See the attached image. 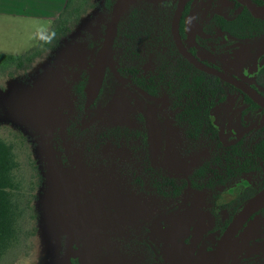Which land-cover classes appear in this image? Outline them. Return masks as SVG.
Masks as SVG:
<instances>
[{
	"label": "flooded vegetation",
	"instance_id": "obj_1",
	"mask_svg": "<svg viewBox=\"0 0 264 264\" xmlns=\"http://www.w3.org/2000/svg\"><path fill=\"white\" fill-rule=\"evenodd\" d=\"M179 1L139 0L147 7L171 8L165 26L168 46H155L150 55L144 48L145 61L136 62L139 64L137 67H141L142 75L150 74L155 91L149 96L132 93L133 83L126 66L129 64L127 56L124 57V63L118 62L115 68L113 62H116V55L113 58L112 54L108 78L115 88L111 86L110 93L105 96L104 106L97 107L96 116L92 109L96 102L88 110L84 104L85 113L81 115V118L86 116L88 122H93L108 111L118 98H134L142 112L140 98L149 97L152 101L150 106L156 110L162 139L158 162L152 158L150 149L147 127L150 106L145 114V122L139 114L138 125L127 120L116 125L122 128L140 126L138 128L146 133V138L135 139L138 168L135 186L141 194L152 199L160 198L167 203L160 210L151 206L148 211L150 214L147 211H143L145 215L137 214L136 223L139 233L145 229L146 236L155 237L157 241L168 239L169 252L147 240L145 235L136 236L138 233L129 228H125L122 233L121 241L126 250L132 247L133 253V247L141 246L147 255L146 260H142L135 248V264H212L217 244L229 223L239 213L235 214L240 203L245 201L242 208L264 188V107L233 84L200 70L180 53L173 34V19ZM247 3L256 8L264 7V0H247ZM160 18L136 16L134 19H142L145 23L154 20L157 29V20ZM179 33L186 49L201 63L235 77L264 96V13L253 14L241 0H187ZM116 41L117 37L113 53L120 49L116 47ZM53 48L52 45L44 47L46 50ZM121 50L125 52L126 48ZM94 53L93 44L82 49L73 48L68 53V59L74 65L72 71L76 81L72 89L79 98H85V103V87ZM202 73L211 79L209 86L213 91H209L208 95H191V75L197 77ZM81 87H84V96L80 95ZM56 91L57 88L52 84H41L35 91L16 90L11 94L0 91V98H19L17 101L21 105V114H32L29 118L42 123L43 119L45 121V118L54 117L49 108L46 112L44 102L46 98H55ZM213 92L216 93L212 95ZM23 101H27L26 106ZM193 104L199 105L205 112L202 114L205 118L202 124L204 128L198 132L191 129L194 115L190 110ZM72 108L75 105L69 109ZM111 128L103 130V133L110 135L116 130ZM56 146L60 153L59 143ZM145 162L150 166L146 167ZM177 166H185V169L177 171ZM148 181L153 183L152 189ZM165 181L182 184L181 193L174 196L173 189L167 187L168 194L160 195L159 185ZM263 207L232 240L226 264H264ZM231 216L233 218L230 220ZM158 250L162 260L155 255Z\"/></svg>",
	"mask_w": 264,
	"mask_h": 264
},
{
	"label": "rangeland",
	"instance_id": "obj_2",
	"mask_svg": "<svg viewBox=\"0 0 264 264\" xmlns=\"http://www.w3.org/2000/svg\"><path fill=\"white\" fill-rule=\"evenodd\" d=\"M106 2L71 0L62 15L63 19L68 20V32L58 42L50 43L54 47L50 50L44 49V43L56 28L55 23L48 33L44 29L49 24L42 21L29 26L26 24L21 30L14 21L0 23V91L7 94L16 90L35 91L41 84H52L58 90L55 98L47 104L54 116L50 121L57 131V141L53 134L40 130L42 124L38 128L15 121L0 123V138L11 139L14 134L23 136L25 146L21 151L22 161L34 173L33 168L36 167L41 175L35 180H41L36 192L24 194L26 199L32 201V207L22 221L21 243L0 264H67L72 229L55 223L45 210L49 197L54 193L62 199L59 202L75 210L77 215L73 223L83 226L81 252L84 264H135V248L142 260H146L143 247H133V253L132 247L128 250L123 247L122 233L129 228L138 233L136 236H146L145 229L140 233L137 229V214L145 215L144 212H148L151 206L160 210L167 203L160 198L152 199L141 194L135 186L137 157L126 145L117 147L108 141V145L99 149L95 146L101 131L124 120L137 124L140 105L134 98H118L99 119L88 122L83 116L80 124L86 126L81 125L77 130L74 127L78 123L77 106H84L85 100L81 101L72 89L76 81L72 71L74 65L68 59V53L73 48L82 49L91 44L96 50L103 42L107 25L114 18L124 22L132 10H138L141 16L159 15L166 20L171 8L147 7L139 0H113L114 5L109 9ZM35 30L38 31L36 35L33 34ZM141 40L144 39L141 37ZM8 55L23 58H1ZM115 55L113 65L116 68L123 55L121 48L114 51L113 58ZM62 100H70L76 107L65 111L59 106ZM58 143L60 155L55 146ZM27 154L31 155L34 167L28 165ZM54 168L60 171L55 172ZM176 169L184 170L185 166H177ZM73 178L81 186L72 188L68 193L64 180L70 190L69 184ZM62 207L64 211L67 210V207ZM146 237L170 251L168 239L160 242L155 237Z\"/></svg>",
	"mask_w": 264,
	"mask_h": 264
},
{
	"label": "trees",
	"instance_id": "obj_3",
	"mask_svg": "<svg viewBox=\"0 0 264 264\" xmlns=\"http://www.w3.org/2000/svg\"><path fill=\"white\" fill-rule=\"evenodd\" d=\"M70 2L71 0L68 1L64 12L66 11ZM113 5V0H107V8L111 9ZM149 7L156 8L154 6ZM62 15L58 20L54 22L56 24V28L50 33L49 37L46 39L44 47L49 46L52 42H58L62 36L67 34L68 20L63 19ZM136 16H141L140 12L138 10H132L131 13H129V15L125 18L124 22H119V31L116 41V47L119 46L120 48H126L125 52H123V55L121 56L120 62L121 64L124 63V57L127 56L129 64L126 66L128 67L127 70H129V73L132 76V93L138 94L140 96H149L151 93H153V91H155V85L151 80L150 74L142 75L140 73L141 67H137L139 64H136V62L140 60H142L143 62L145 61L146 49L147 53L150 55L155 46H159L161 48L168 46V31L165 27L167 20H162V18L158 19L157 24L159 25V27H157L156 29V27H154V20H149L148 22H146V25H143L144 21L142 22V19H134ZM145 16L148 18L161 17L159 15L154 16L150 14H146ZM129 25L131 27H128ZM141 37L144 40H141ZM125 43L127 45H125ZM99 46L96 48L95 53ZM144 48L146 49L144 50ZM31 57H28V59H31ZM1 58L4 60H13L22 59L23 57L8 55L2 56ZM110 69L111 66H109L108 68L106 80L104 82L101 94L97 99L96 104L92 108L94 115L97 113L98 106H104L103 102L105 100V96L110 93L111 86L115 88V85L108 78V72ZM210 81L211 79H208L207 76L203 73L201 74V76L197 77L195 75H191V95H208L209 91H213V88L209 86ZM114 83H116L115 80ZM215 93L216 92H213L212 95ZM80 95H85L84 87H81ZM49 99L52 98H46V102H44V104L46 105V112H48V105L46 103L47 101H49ZM140 99L142 100L143 107V111L140 112V115L143 121L145 122V114L148 106L152 104V101L149 97ZM17 100H19V98H0V123L6 121H15L18 123H31L34 126H37L38 128H40L39 124H42V128H40V130H42V132H48L53 134L54 139L56 140V130L52 128V122L50 121L51 117L48 116L49 118H45V121L43 119L42 123L40 121L34 120L33 118H29V115L32 114H21L19 112L21 105L18 103ZM80 100H85V98H80ZM23 105L26 106L27 101H23ZM61 106L66 111L67 109L73 106V103L70 100H62ZM77 107L79 110L77 121L78 123L74 124V127L79 130L81 128V115L84 114L85 111L83 105ZM190 112L194 115L191 119V129L197 130L196 132L202 130L204 128L202 124L203 122H205V118H203L202 114L205 112L202 111L200 106L197 104H193L191 106ZM44 115L46 116V113H44ZM46 120H48V122ZM111 129L116 130L110 135H106V133H103V131L98 134V140H96L95 142L96 148L99 149V147L101 146L108 145L107 139H109V143H111L110 141H112L114 144H116L117 147L121 144L126 145L127 148L130 151L134 152V155H136L137 157V152L135 150V139L136 137L146 138V133L144 131H141L140 128H135L133 126H126L123 128L116 126L115 128L112 127ZM24 142L25 141L23 136L18 134H14V137L11 139L0 138V262L4 261L6 257L21 243V235L23 233L22 221L28 209L32 207V201L26 199L24 194L27 192L34 193L36 192L38 187L41 186V180L35 181L37 177L40 178L41 175L40 172H37L38 170L36 169V167L32 166L33 163L31 161V155L27 154L26 157L29 161L28 165L34 167L33 169L35 173L32 172V170H30L28 166H26L27 164L25 165L22 161L21 151L24 150ZM145 166L149 167L150 164L145 162ZM53 170L55 172L59 171V169L56 168H54ZM74 180L75 179L73 178V181H71V184H69L71 185L70 190L68 189L67 184L64 182L65 188L68 193L72 191V188L81 186L80 184H74ZM148 184L149 188L152 189L153 183L151 181H148ZM167 187H171V189H173L174 196H178L183 188L182 184L165 181L164 184L161 183L159 185V194L162 196H164V194H168ZM56 194L54 193L52 197H49V202L45 207L46 213L55 223L60 224L62 226L70 227L72 229V237L70 243V251L67 258V264H84L81 252V247L83 243L81 229L83 226H81L79 223H73L76 220L75 218L77 215L75 210L69 205L66 206L63 202H59L62 199H60V197H58ZM244 202L240 203L235 214L239 212ZM62 206L67 207V210L64 211ZM262 209H264V207ZM232 218L233 216L230 217V220ZM155 255H158L160 260L163 259L159 250L158 253L155 252Z\"/></svg>",
	"mask_w": 264,
	"mask_h": 264
},
{
	"label": "water",
	"instance_id": "obj_4",
	"mask_svg": "<svg viewBox=\"0 0 264 264\" xmlns=\"http://www.w3.org/2000/svg\"><path fill=\"white\" fill-rule=\"evenodd\" d=\"M187 0H180L178 7L176 9L174 19H173V34L176 40L177 48L180 53L186 57L191 63H193L197 68L207 73L216 75L222 80L233 84L239 89L243 90L246 94L252 97L260 106L264 107V96L259 94L252 87L246 83L227 75L221 71L211 68L198 59H196L185 47L182 42L179 33V24L182 17L183 10L185 8ZM244 2L253 14L259 15V13H264V7L256 8L247 0H241ZM118 18H114L108 25L105 31L104 39L100 47L97 49L93 63L90 69L89 77L85 87L86 92V103L85 108L88 110L99 97L105 77L107 68L109 66L115 40L118 33ZM147 127L149 130V142L151 155L155 162H158L160 156V147L162 144L160 127L156 120V110L153 106H150L147 111ZM264 205V188L257 192L245 205L241 208L239 213L233 218L229 223L225 231L223 232L212 260V264H226L229 249L234 237L239 233L243 226L248 222V220Z\"/></svg>",
	"mask_w": 264,
	"mask_h": 264
},
{
	"label": "crops",
	"instance_id": "obj_5",
	"mask_svg": "<svg viewBox=\"0 0 264 264\" xmlns=\"http://www.w3.org/2000/svg\"><path fill=\"white\" fill-rule=\"evenodd\" d=\"M69 0H0V23L6 20L14 21L21 30L24 25L34 22H46L49 24L45 33L51 29V25L58 20L64 12ZM34 35L38 31L33 32Z\"/></svg>",
	"mask_w": 264,
	"mask_h": 264
}]
</instances>
